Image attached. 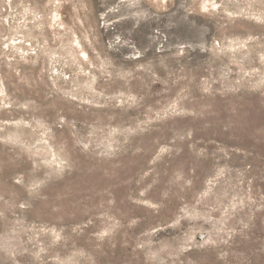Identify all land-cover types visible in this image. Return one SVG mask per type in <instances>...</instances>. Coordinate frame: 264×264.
Returning <instances> with one entry per match:
<instances>
[{
    "label": "rangeland",
    "instance_id": "obj_1",
    "mask_svg": "<svg viewBox=\"0 0 264 264\" xmlns=\"http://www.w3.org/2000/svg\"><path fill=\"white\" fill-rule=\"evenodd\" d=\"M236 3L0 0V264H264V85L236 83L264 24ZM190 229L213 243L161 251Z\"/></svg>",
    "mask_w": 264,
    "mask_h": 264
},
{
    "label": "clouds",
    "instance_id": "obj_2",
    "mask_svg": "<svg viewBox=\"0 0 264 264\" xmlns=\"http://www.w3.org/2000/svg\"><path fill=\"white\" fill-rule=\"evenodd\" d=\"M232 2H233V0H227V4H232ZM235 5L237 7L235 15L240 16L244 19L255 20L259 24H264V0H237V3ZM253 9H255V11H253ZM249 39L251 40L252 37H249ZM261 58L264 59V52L261 53ZM255 73L260 74V80L257 81L256 83H253V81L255 80ZM249 77H250V79H248L246 81L241 79V80H238L236 83L239 84L241 87H244V88H247L248 86L251 85L253 88H256L257 90H259V88L257 87L258 84L264 85V72H260L259 69H254L252 72H250ZM240 90H241L240 87H234L232 89V91H234V92H240ZM75 94H76L75 88H73L72 92L65 93V96H67L68 98H72ZM98 106L99 107H106L107 105H98ZM74 126H75V122L73 121V124H72L73 129H74ZM76 135H77L78 141L81 143H84L85 147H88V144L85 142L87 140V137L81 136L79 132H77ZM186 135H191V132L187 133ZM68 168H69V171L72 170V164L71 163H69ZM46 183H47V180H39L38 182H34L33 187L31 189H29V193L32 194L35 189H39V188L43 187ZM21 206L23 207L25 205H21ZM160 206L161 205H159V204L154 205V207H156V208H159ZM205 207H207V205H205ZM181 219H183V217L175 219L172 223H170L168 225V227L173 228V229L180 228ZM137 223H139L138 220L132 221L133 225H135ZM118 226L122 227V225H119V222H117V224H115V225L106 224V226L103 228V230L98 233L99 238L101 240H105V238L112 237L116 227H118ZM243 228L247 229V228H249V225L247 223H244ZM158 230L159 229H157V231ZM150 234L151 233H149V235ZM196 234L197 233L195 230L190 229L189 234H186L185 237H183L182 239L180 237L176 238L177 241L180 242V244H181V246L178 249H174V248H170L168 250L161 249V251L165 252L166 255L169 253L175 254L177 252H186L189 250L190 247L204 248L205 245L213 243V241L209 238V239H205L204 244H195V245L192 244V241L195 239ZM242 234H244V233H242ZM205 236H207V233H205L204 236H202V239H204ZM216 243H219V241H216ZM224 243H227V241L225 240ZM140 247L144 248L146 246L141 244ZM220 252L223 254V256L228 258L227 264H236V262L231 259L230 252H226L223 249H220ZM10 254H11V252H10ZM173 258H175V256H173ZM16 264H19V262L17 261ZM159 264H165V259H163V258L160 259ZM188 264H196V260L194 258H188Z\"/></svg>",
    "mask_w": 264,
    "mask_h": 264
},
{
    "label": "bare ground",
    "instance_id": "obj_3",
    "mask_svg": "<svg viewBox=\"0 0 264 264\" xmlns=\"http://www.w3.org/2000/svg\"><path fill=\"white\" fill-rule=\"evenodd\" d=\"M82 56V55H81ZM86 56V55H85Z\"/></svg>",
    "mask_w": 264,
    "mask_h": 264
}]
</instances>
